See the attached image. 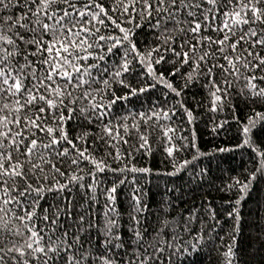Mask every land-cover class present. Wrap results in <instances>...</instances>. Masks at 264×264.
Returning <instances> with one entry per match:
<instances>
[{"label": "trees", "instance_id": "trees-1", "mask_svg": "<svg viewBox=\"0 0 264 264\" xmlns=\"http://www.w3.org/2000/svg\"><path fill=\"white\" fill-rule=\"evenodd\" d=\"M86 2L77 0V7ZM97 2L109 10V15L121 27L131 30L130 39L135 51L125 41L113 50L114 54H108L107 44L111 41H99L103 48L94 44L90 51L93 56L104 55L105 59H89L87 63H98L101 69H108V72L100 73L103 79L111 80L110 87L101 93L104 104L115 97L126 99L112 104L108 116L102 121L93 119L89 123L77 112L65 127L74 142L77 136L88 132L87 144L78 143V146L88 147L91 156L103 160L109 168L97 172L89 160L73 165L71 152L63 158L52 157L65 176L54 174L46 166L48 179L41 181L45 186L55 184L57 180L67 183L66 178L74 174L83 177L81 183L84 187L69 184L70 192H45L36 208L40 217L36 221L37 227L44 228L53 239L66 230L69 240L80 235L84 249L91 247L92 255L97 258L93 261L90 257L89 264H101V257H107L115 264H140L144 260L148 264H225L223 253L232 244V264H264V156L261 155L264 153V123L253 131L250 145H244L242 132L249 117H254L257 112L264 113V99L249 93L245 77L255 75L259 78L264 76V71H248L238 65L241 75L237 77L225 76L220 68H216L214 80L222 91L217 93L221 101L214 105L211 95L214 89L209 83L210 78L204 74L207 65L201 64L200 70L193 72L192 61L183 64V57L175 55V52L182 51L181 43L192 39L191 33L168 31L162 36L163 24L160 30L152 27L156 19H141L133 14L135 19L130 23L129 17L122 15V10L113 11L116 0ZM218 4L219 13L235 7L229 0H218ZM12 11L15 13L18 9ZM93 11L97 9L93 8ZM223 18L218 15L212 27L201 35L218 38L214 29ZM105 23L107 27L96 25L99 31L90 42L99 36L123 35L111 21ZM136 24L140 26L136 27ZM172 27L171 23L167 25L168 29ZM248 27L244 25L245 29ZM164 36L174 37V42L164 43ZM243 49L264 56V48L260 46L253 50L249 44L242 43L238 50ZM209 51H216V45ZM125 54L129 71L120 77L124 81L121 84L109 74L123 62ZM243 55L247 56V52ZM157 60L160 62L156 63ZM208 62L227 65L219 52L215 58L209 57ZM256 62L252 60L253 64ZM149 64L154 70L152 74H149ZM92 71L93 75L99 72L98 69ZM189 73H192L191 79ZM161 76L163 80L157 79ZM225 79L230 85L224 83ZM168 83L175 91L166 86ZM256 83L264 87V81L257 79ZM92 87L103 89L104 85L97 83ZM101 96H97L98 101ZM109 121L113 126L127 125V133L120 127V135L127 143L113 141L114 148L107 137L100 138L104 124ZM141 136L147 137L146 147H141ZM169 141L180 149L171 157L165 150L170 146ZM64 147L70 148L67 144ZM117 148L120 159H114ZM185 161L190 163L185 164ZM132 168L149 171H131ZM29 179L35 185L31 176ZM237 180L250 184L246 193L235 184ZM113 188L115 192L111 191ZM241 196L244 199L236 204ZM45 215L49 217L48 221L43 219ZM57 217L56 224L52 225V219ZM108 221L117 225L111 229V237L106 236ZM164 221L169 222L167 227H163ZM53 227L54 233L51 231ZM138 231L143 236L139 244L136 243ZM157 233H160L159 237ZM154 237L156 241L162 238L163 243H157L162 252L151 247L145 251L147 244L144 242H156ZM88 239L91 245L85 242Z\"/></svg>", "mask_w": 264, "mask_h": 264}, {"label": "snow or ice", "instance_id": "snow-or-ice-1", "mask_svg": "<svg viewBox=\"0 0 264 264\" xmlns=\"http://www.w3.org/2000/svg\"><path fill=\"white\" fill-rule=\"evenodd\" d=\"M229 3H234L235 7L229 12L219 13L218 0H116L113 11L122 10V15L129 17L130 23L135 16L156 19L152 27L160 30L163 24L162 36L168 31L191 33L192 39H186L179 45L182 51H173L175 55L183 57V64L192 61L193 72L199 71L201 64L207 65L204 74L210 78L209 83L214 89L211 95L213 104L216 105L221 101V96L217 93L222 91L214 80L216 68H220L225 76L237 77L241 75L238 65L248 71H264V56L259 53L254 55L249 49L238 50L242 43L249 44L253 50L257 46L264 48V0H229ZM93 8L97 11H93ZM12 9H18V12L14 13ZM218 15L224 17L214 29L218 38L202 36L201 33L212 27ZM106 20L111 21L123 35L99 36L97 40L90 42L91 37L99 31L96 25L107 27ZM169 23L173 25L171 29L167 28ZM244 25L249 27L245 29ZM252 25L261 27L253 28ZM139 26L136 24V27ZM237 32H240L239 36ZM130 37L131 30L121 27L109 15V10L97 0H87L81 7H77V0H0V264H89L90 257L93 261L97 259L92 255L91 247L84 249L80 235L69 240L66 230L53 239L44 228H38L36 221L40 217L37 216L36 208L45 192H70L69 184L84 187L81 183L83 177L74 174L66 178L67 183L62 184L57 180L55 184L45 186L41 181L48 179L46 166L54 174L65 176L53 163L52 157L63 158L71 152L74 156L71 159L73 165H79L81 160H89L97 172L109 168L103 160L98 161L92 157L88 147L78 146V143L87 144L88 132L77 136L74 142L69 138L65 125L74 119L77 112L89 123L93 119L102 121L108 116V109L112 104L119 99H126L115 97L113 93L115 98L104 104L101 93L110 87L111 80L103 79L100 73L108 72V69H101L98 63L89 64L87 61L105 59L104 55L93 56L90 51L94 44L103 48L99 41H111L107 44L108 54H114L113 50L122 46L125 41L135 51ZM169 41L174 42V37L164 36V43ZM213 45H216V51H209ZM185 48L186 51L183 50ZM216 52L221 54L227 65L208 62L209 57L215 58ZM243 52H247V56ZM126 55L116 70L109 74L121 84L124 81L120 77L129 71ZM252 60L257 62L253 64ZM93 69L99 70L97 75H93ZM148 69L149 74H152L154 70L150 64ZM188 78H192V73H189ZM157 79L163 80V77ZM245 79L249 93L264 99V87L256 83L257 79L264 81V76L258 78L252 75ZM97 83H102L104 88H93L92 85ZM224 83L230 85L227 79ZM166 86L172 89L170 83ZM97 96H101V100L98 101ZM164 115L167 116V113ZM262 123L264 113L257 112L254 117H249L247 124L242 127L244 145L252 143V133ZM120 127L127 133V125L118 127L113 126L110 121L105 123L100 138L107 137L114 148L116 144L111 143L113 141L127 143L120 135ZM141 140V147H146L147 137L141 136ZM169 143L170 146L165 150L171 157L174 151L180 149L171 145V141ZM65 144L70 148L64 147ZM192 146L195 147V144ZM261 155L264 156V153ZM120 158L117 148L114 159ZM187 163L190 161H185ZM130 170L149 171L135 168ZM30 176L36 181L35 185L30 181ZM235 184L240 186L243 193L250 187L249 183H241L239 180ZM111 191L115 192V188ZM110 198L114 199L111 194ZM242 199L243 196L236 204ZM43 219L48 221L49 217L45 215ZM57 219L58 217L52 219V225L56 224ZM80 219L83 222L84 217ZM168 223L164 221L163 227H167ZM116 226L114 221H108L107 237H111V229ZM51 231L54 233L55 228ZM159 236L160 233H157V237ZM142 240L143 236L138 231L136 243L139 244ZM153 240L156 241V238ZM85 242L91 245L90 239ZM107 242L110 243L111 240L108 239ZM144 243L147 244L145 251L148 247L157 252L163 251L162 248H157V243H163L162 238L156 242ZM233 250L234 244L229 245L223 253L225 264H232ZM100 260L101 264H115V261L107 257H101ZM140 264H148V261H141Z\"/></svg>", "mask_w": 264, "mask_h": 264}]
</instances>
